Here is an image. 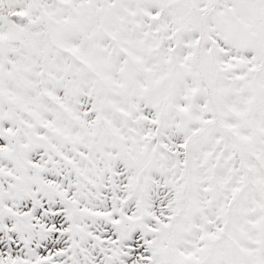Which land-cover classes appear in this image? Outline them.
Returning a JSON list of instances; mask_svg holds the SVG:
<instances>
[{
    "label": "snow or ice",
    "instance_id": "obj_1",
    "mask_svg": "<svg viewBox=\"0 0 264 264\" xmlns=\"http://www.w3.org/2000/svg\"><path fill=\"white\" fill-rule=\"evenodd\" d=\"M0 264H264V0H0Z\"/></svg>",
    "mask_w": 264,
    "mask_h": 264
}]
</instances>
